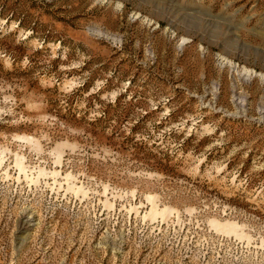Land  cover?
<instances>
[{
	"label": "rangeland",
	"instance_id": "obj_1",
	"mask_svg": "<svg viewBox=\"0 0 264 264\" xmlns=\"http://www.w3.org/2000/svg\"><path fill=\"white\" fill-rule=\"evenodd\" d=\"M0 264H264V0H0Z\"/></svg>",
	"mask_w": 264,
	"mask_h": 264
},
{
	"label": "bare ground",
	"instance_id": "obj_2",
	"mask_svg": "<svg viewBox=\"0 0 264 264\" xmlns=\"http://www.w3.org/2000/svg\"><path fill=\"white\" fill-rule=\"evenodd\" d=\"M21 167V166H20ZM21 169V168H20ZM154 210V209H153ZM155 211V210H154Z\"/></svg>",
	"mask_w": 264,
	"mask_h": 264
}]
</instances>
